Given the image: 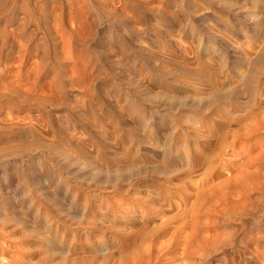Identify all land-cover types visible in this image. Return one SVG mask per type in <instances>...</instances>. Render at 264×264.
Returning a JSON list of instances; mask_svg holds the SVG:
<instances>
[{
    "label": "rangeland",
    "instance_id": "1",
    "mask_svg": "<svg viewBox=\"0 0 264 264\" xmlns=\"http://www.w3.org/2000/svg\"><path fill=\"white\" fill-rule=\"evenodd\" d=\"M0 92V264H103L182 212L207 139L264 109V0H0ZM260 181L197 264H264Z\"/></svg>",
    "mask_w": 264,
    "mask_h": 264
},
{
    "label": "bare ground",
    "instance_id": "2",
    "mask_svg": "<svg viewBox=\"0 0 264 264\" xmlns=\"http://www.w3.org/2000/svg\"><path fill=\"white\" fill-rule=\"evenodd\" d=\"M242 78L244 79V76ZM4 95L0 92V98ZM250 107L245 109L242 117L233 120L238 126L236 125L234 129L225 127L222 132L215 135L214 139H207L208 150L193 154L189 157L188 169L186 167L185 170H178L176 178L183 180L192 178L200 168L201 170L205 168L202 170L199 183L194 184L193 192L188 190L192 193L184 195V206L180 207L182 212H178V207V211L174 210L176 215L174 217L167 215L166 218L168 216L170 218H163L161 223L156 224L157 228L150 227L145 221L138 231H131L127 236L125 235L121 244H118L117 252L112 249L103 257V264H197V257L209 254L210 247L217 246L220 241L212 235H204L203 231H209L210 225L217 222L218 212H222L225 206L233 207L232 196L236 195L235 198L241 196L243 200L248 198L247 192L251 187L262 190L260 180L264 176V109ZM259 136L263 139L255 140ZM230 149L246 152L245 157L236 167L235 174L232 171L233 174L230 173L231 175L225 180L218 181L220 175L218 176L217 168L223 165V157ZM170 179L168 177L164 181ZM192 181L194 182L193 179ZM166 235H170L169 242L162 243L160 239Z\"/></svg>",
    "mask_w": 264,
    "mask_h": 264
}]
</instances>
